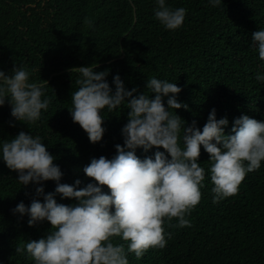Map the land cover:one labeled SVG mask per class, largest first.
Here are the masks:
<instances>
[{"label": "trees", "instance_id": "16d2710c", "mask_svg": "<svg viewBox=\"0 0 264 264\" xmlns=\"http://www.w3.org/2000/svg\"><path fill=\"white\" fill-rule=\"evenodd\" d=\"M167 3L187 9L183 26L175 31L156 19V0H0V70L11 74L14 66H27L30 81L42 84L51 101L36 124L15 121L6 101L0 106V140L20 131L39 135L64 173L61 183L80 179L83 187L92 182L83 167L92 158L111 159L115 145L123 146L121 130L130 109L126 104L113 112L105 109L106 131L100 142L91 143L70 114L81 66L108 70L113 89L119 74L128 90L137 89L134 96L154 97L146 87L153 76L176 83L182 89L178 100L188 105L175 109L185 126L195 120L202 130L213 108L217 119L228 118L226 134L241 115L264 121V82L255 78L264 74V60L251 46L252 33L264 29V0H223L216 7L209 0ZM156 150L138 148L136 154L143 159ZM198 162L205 168V186L186 217L191 225L166 219L163 226L171 234L166 247L149 248L140 259L128 252L129 264H264V161L247 173L237 194L219 203L212 202L211 161L202 146ZM55 187L54 181L44 182L45 194ZM34 195L35 187L22 186L18 173L0 159V264H34L16 248L46 236L50 222L29 226L26 214L21 218L12 212L21 201L30 206ZM55 198L76 203L59 194ZM113 242L127 251L126 241L116 237Z\"/></svg>", "mask_w": 264, "mask_h": 264}, {"label": "clouds", "instance_id": "9594fccd", "mask_svg": "<svg viewBox=\"0 0 264 264\" xmlns=\"http://www.w3.org/2000/svg\"><path fill=\"white\" fill-rule=\"evenodd\" d=\"M209 3L223 6V0ZM156 4L155 17L165 29L183 26L186 8H173L167 0H156ZM251 46L264 60V29L252 33ZM95 67H78L81 78L71 96L72 120L91 143H97L106 131L102 126L105 109L113 112L126 104L130 111L121 130L123 146L115 145L111 159L92 158L83 167L92 182L83 187L80 179L71 185L61 183L64 173L39 135L20 131L14 138L0 140V159L18 173L22 186L35 187L30 206L21 201L13 214L21 218L26 214L29 226L45 221L51 225L46 236L16 248L34 264H129L128 252L140 259L149 248L166 247L171 234L165 232V220L177 218L180 227L190 226L186 217L202 198L201 146L211 161L213 203L237 194L247 173L258 170L264 161V121L241 115L234 119L231 134H226L228 118L217 119L213 108L202 130L195 120L185 126L175 109L188 105L178 100L182 89L176 83L153 76L146 87L154 97L134 96L137 89L128 90L119 74L113 77V89L106 80L109 71H94ZM31 75L22 65L14 66L11 74L0 70V106L7 101L15 121L36 124L51 101L45 98L42 84L30 81ZM255 78L264 82V74L258 72ZM154 147L152 156L141 159L136 154L138 148L148 152ZM49 180L55 182V191L45 194L44 182ZM57 194L76 203H58ZM116 237L127 242V251L123 243L113 242Z\"/></svg>", "mask_w": 264, "mask_h": 264}]
</instances>
